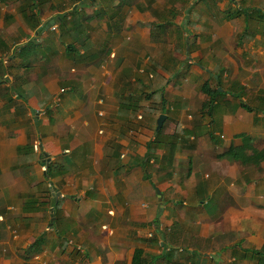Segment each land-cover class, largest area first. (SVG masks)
Instances as JSON below:
<instances>
[{
  "label": "crops",
  "instance_id": "obj_1",
  "mask_svg": "<svg viewBox=\"0 0 264 264\" xmlns=\"http://www.w3.org/2000/svg\"><path fill=\"white\" fill-rule=\"evenodd\" d=\"M241 1L159 27L157 0H98L74 53L70 0H0V264H264V0Z\"/></svg>",
  "mask_w": 264,
  "mask_h": 264
},
{
  "label": "trees",
  "instance_id": "obj_2",
  "mask_svg": "<svg viewBox=\"0 0 264 264\" xmlns=\"http://www.w3.org/2000/svg\"><path fill=\"white\" fill-rule=\"evenodd\" d=\"M35 1H37V0H35ZM38 1H41V0H38ZM114 1L115 0H103L104 6L102 4H99L100 2H98V0H70L69 5H68V2H66L65 4L62 3V4L58 5L59 6L58 8L62 11V14H60V18H61V21L59 24L60 30L62 32H66V33H68L71 29L73 31L72 32V44H70L69 47L67 48L68 51L72 50V52L77 53L75 42L78 40L76 39L77 37H75L74 34L75 33H79V34L83 33L85 28H86V24H85L86 14L84 11L85 7H87V6H93L94 7L95 5L99 4L98 7L100 9H97V11H96L97 12L96 16H99V15H101V13L103 14L105 8H109V5L113 4ZM124 1L126 3L130 2V0H124ZM68 6H69V8H68ZM241 12L244 15H246L245 14L246 10L241 8ZM70 15L72 16V20H69ZM82 15H83V19H81ZM82 21H84L83 24H82ZM163 24L164 25H159V27L160 26L165 27L166 23H163ZM167 24H169V23H167ZM202 92L208 96V100L210 101V104H213V102L211 100L213 98V95H221V94L225 93L224 90L222 92H219L218 88L211 89V88H209L208 85H204L202 87ZM159 96H160V94H159ZM236 96L239 97V95H236ZM243 105L248 110H251V108L248 106L247 103H243ZM159 134H160V132H158L157 135H159ZM156 144H157V142L151 143L149 145V150L151 152L155 149ZM229 154L231 156H234L235 158L238 157L242 161V163H245V164L254 160V157H255V156H253V157L252 156H246L245 154L244 155L241 154L239 156V154H240L239 149L235 148V147H232ZM259 155H260V157L258 159H256V161L259 160V162H260V160L262 159L264 154L262 152H260ZM51 226H54V224H52ZM58 235L61 237V235L59 233H58ZM43 238H44L43 236L38 237L36 239V241L26 250V254L31 256V255L37 253L41 249V247L43 246V242H44ZM258 254H261V253H258ZM153 262H154V257H152L151 255H148L142 249H137L135 252L132 264H153Z\"/></svg>",
  "mask_w": 264,
  "mask_h": 264
},
{
  "label": "rangeland",
  "instance_id": "obj_3",
  "mask_svg": "<svg viewBox=\"0 0 264 264\" xmlns=\"http://www.w3.org/2000/svg\"><path fill=\"white\" fill-rule=\"evenodd\" d=\"M188 3H187V5H186V2L185 1H182V0H157V2H158V7L161 9V7H165L166 8V12L164 13V15H163V18H162V20L160 21V22H164V23H170V24H175V20H176V18H177V16L180 14L181 15V18H179L178 19V21H183V19L182 18H184V12H185V10H187L188 8H193L194 7V9L196 8V9H198L199 11L201 10V12H202V16L204 17V19H206V20H208L210 17H211V13L209 12V11H215V12H217L216 14V16H219V18H222V17H224V15H222V12L221 11H217V7H218V9L220 8V9H222L223 7H224V5H218V3L219 4H225V2L226 3H228L229 2V4H231V5H233V6H235V7H237L238 5H240V4H243V6H244V3L241 1V0H186ZM160 2V3H159ZM164 2H168L169 4H167L166 3V5H162V3H164ZM213 4L215 5V6H213ZM229 4H228V7H227V9L226 10H228L229 9V7L231 6H229ZM131 6V4H127L126 6H125V9H126V15H127V17L129 16V17H131L132 16V14H134L135 12L133 11L134 9H133V7H130ZM177 7H178V10H176L177 9ZM211 7V8H210ZM179 8H181V9H179ZM133 9V10H132ZM193 9V12L191 13V17H190V19H189V21L192 23V22H194L195 23V21L197 22V16H196V13H195V10ZM181 10V11H180ZM232 10V9H231ZM176 11V12H175ZM226 13H228V12H226ZM183 16V17H182ZM192 18V19H191ZM218 18V17H217ZM81 19H83V15L81 16ZM185 19H186V17L184 18V21H185ZM86 21V20H85ZM144 21V20H143ZM84 23V21H82V24ZM190 23V24H191ZM85 24H86V22H85ZM180 26H181V24H180ZM200 26H203L202 24H200ZM192 27H196V25L195 24H191V28ZM204 27V26H203ZM149 28V27H148ZM137 29H135V31H136ZM132 32H133V30H132ZM79 35V33H75L74 34V36H78ZM132 35V34H131ZM144 39H146L147 37L144 35V37H143ZM191 39V38H190ZM230 83H228V82H226V83H224V87H227L228 85H229ZM127 90V89H126ZM248 93H250V97L249 98H247L246 99V101H247V103L252 107V108H254L255 107V103H256V101H255V98H256V96H258L259 94H258V92H253V90H250V91H248ZM69 94H72V91H69ZM263 111H264V109H263ZM38 147V146H37ZM48 203V202H47ZM46 202H45V204H47ZM15 225V227H12V228H16L17 230H18V233H20V227L18 226V223H15L14 224ZM11 228V229H12ZM20 238V236L18 235V239Z\"/></svg>",
  "mask_w": 264,
  "mask_h": 264
},
{
  "label": "built area",
  "instance_id": "obj_4",
  "mask_svg": "<svg viewBox=\"0 0 264 264\" xmlns=\"http://www.w3.org/2000/svg\"><path fill=\"white\" fill-rule=\"evenodd\" d=\"M52 28L55 29L56 27L53 26ZM64 91H65V90L62 89V92H64ZM100 115H103V113H101ZM139 119H142V117H139ZM43 169H44V171H47V167H46V165L43 166ZM11 232H12V237H13L14 239H18V235H19L18 230H17L16 228H12V229H11Z\"/></svg>",
  "mask_w": 264,
  "mask_h": 264
},
{
  "label": "water",
  "instance_id": "obj_5",
  "mask_svg": "<svg viewBox=\"0 0 264 264\" xmlns=\"http://www.w3.org/2000/svg\"><path fill=\"white\" fill-rule=\"evenodd\" d=\"M165 119H166V116H165V115H161V116L158 118V121H157V123H158L157 131H159V130L162 128ZM45 156L47 157V155H45ZM158 193H160L159 190H158ZM57 196L59 197L60 194L58 193Z\"/></svg>",
  "mask_w": 264,
  "mask_h": 264
}]
</instances>
